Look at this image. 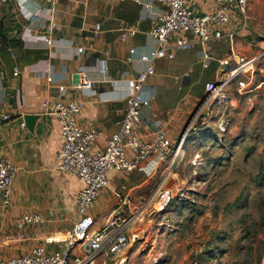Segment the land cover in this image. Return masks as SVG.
I'll list each match as a JSON object with an SVG mask.
<instances>
[{"label":"crops","instance_id":"0c3cea01","mask_svg":"<svg viewBox=\"0 0 264 264\" xmlns=\"http://www.w3.org/2000/svg\"><path fill=\"white\" fill-rule=\"evenodd\" d=\"M139 1L141 4L135 0H58L54 27L47 34L31 27L25 19L28 11L45 7L44 0H25L24 6L0 0V157L17 168L9 204L3 206L0 197V260L23 256L36 246L60 249L62 244L46 245L45 239L68 236L72 230L77 219L74 198L81 182L56 169L62 140L56 118L43 109V104L46 102L49 109L58 101L83 104L77 121L85 128L98 130L95 148L104 147L125 112V81L144 69L140 58L156 45L150 31L164 7L150 0ZM146 4L148 9L143 7ZM190 8L196 14L205 12L194 1ZM206 9L212 11L214 5ZM43 20L45 28L49 27L51 23L44 14ZM97 25L99 30L95 32ZM234 27L232 23L227 29ZM249 30L252 35L236 38V48L245 56L257 55L264 48L261 30L251 24ZM46 35L53 46L47 47L43 38ZM255 36L263 40L256 41ZM219 41L227 43L225 39ZM211 43L205 47L193 40L189 50L176 51L173 58L154 62V74L147 78L144 89L150 103L142 109L137 125L143 139L157 128L163 129L172 142L183 134L196 104L188 95L181 96L183 87L190 84L187 52L197 63H201L202 49L214 61L219 53V58L224 57L225 51L212 47L218 41ZM78 48L83 49L79 54ZM99 60L106 61L111 80L118 81L116 85L101 82ZM261 63L264 70V59ZM86 80L95 82L92 90L77 87ZM6 115L9 119L3 120ZM26 115L39 116L32 130L20 127ZM158 172L160 169L148 174L149 164L131 173L110 170L108 187L89 212L95 219L93 230L101 228L115 210L117 195L128 199L125 212L140 211L155 190ZM23 214H37L42 222L18 231L15 226ZM103 257L93 264H105Z\"/></svg>","mask_w":264,"mask_h":264},{"label":"built area","instance_id":"2783aa9c","mask_svg":"<svg viewBox=\"0 0 264 264\" xmlns=\"http://www.w3.org/2000/svg\"><path fill=\"white\" fill-rule=\"evenodd\" d=\"M12 1L20 6L25 4V0ZM57 1L44 0L45 7L40 6L35 11H28L25 19L30 26L50 34L54 27V6ZM135 1L141 4L139 0ZM192 1L150 0L151 3H158L164 7V10L155 17L154 26L150 31L156 45L153 50L141 56L140 60L145 64L144 69L125 81L127 93L124 97V115L117 122L116 132L108 138L102 149L95 148L100 134L98 130L85 128L77 121L83 104L58 101L50 109L46 102L43 104V109L54 116L59 125L62 143L56 156V169L76 177L81 182V188L74 198L77 219L68 236L59 234L45 239L46 245L62 244L60 249L36 246L23 256L0 260V264H93L99 256L115 259L123 255L126 249L139 240V231L131 228L139 225L143 217L141 210L125 212L128 199L117 195L118 203L115 210L101 228L93 230L95 219L89 212L99 195L108 187V172L115 170L131 173L146 164H149L151 172L148 174L161 169L163 172L155 191L143 208L147 209L153 202H168L171 197L170 190L163 188L167 175L183 162L185 157L183 146L187 133L203 110L213 103L225 102L231 89L242 94L261 87L263 83H254V77L258 62L264 59V48L257 55L245 56L235 47L239 35H252L248 28V0H213L214 9L202 14H196L191 10ZM143 7L148 9L149 4ZM43 14L51 23L47 28ZM232 23L235 27L227 29ZM98 30L97 25L95 32ZM43 38L47 47L53 46V40L47 35ZM222 39L227 41L229 49L224 57L216 61V77L205 83L204 98L180 138L172 142L163 129L157 128L148 139H143L137 131V125L142 109L148 107L150 103L144 96V89L147 78L154 74V62L158 59H171L176 51L189 50L193 46V40L205 46ZM82 51V48L77 49L78 54ZM213 61V56L202 49L200 52L202 67L208 69ZM98 73L102 77L101 82H111L113 85L118 83L111 80L105 60L98 61ZM47 81L50 82L51 78H47ZM94 84L95 82L86 80L77 87L92 90ZM8 119L9 116H3V120ZM20 127L25 128V124L20 123ZM197 159L198 155L194 160ZM16 173L17 168L0 157V197L3 206L9 204ZM41 222L42 218L37 214H23L15 227L19 231L26 225H37Z\"/></svg>","mask_w":264,"mask_h":264},{"label":"rangeland","instance_id":"374dc122","mask_svg":"<svg viewBox=\"0 0 264 264\" xmlns=\"http://www.w3.org/2000/svg\"><path fill=\"white\" fill-rule=\"evenodd\" d=\"M193 1L205 8L204 13L214 5L213 0ZM247 17L248 28L258 27L264 36V0H248ZM255 40L263 39L255 36ZM212 47L226 53L229 49L223 41ZM187 55L190 84L181 96L196 102L191 119L204 98L205 83L216 77V61L222 56L215 55L204 69L191 52ZM261 62L254 77V83H263L259 89L242 94L231 89L225 102L207 106L195 120L183 146L184 160L171 170L163 186L170 190V200L142 208L143 221L131 228L139 231V240L115 259L104 256L105 264H264ZM196 155L199 159L194 160Z\"/></svg>","mask_w":264,"mask_h":264},{"label":"water","instance_id":"95a60500","mask_svg":"<svg viewBox=\"0 0 264 264\" xmlns=\"http://www.w3.org/2000/svg\"><path fill=\"white\" fill-rule=\"evenodd\" d=\"M39 116L36 115H31V116H24L23 117V121L25 124V127L29 130H32L33 124L35 123V121L38 119ZM190 119V117H189ZM188 122V121H187Z\"/></svg>","mask_w":264,"mask_h":264}]
</instances>
